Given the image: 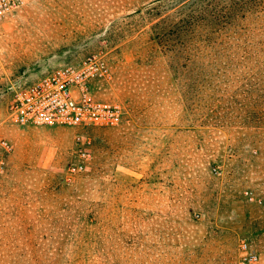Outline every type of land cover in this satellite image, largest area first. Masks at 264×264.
I'll return each instance as SVG.
<instances>
[{
    "label": "rangeland",
    "instance_id": "1",
    "mask_svg": "<svg viewBox=\"0 0 264 264\" xmlns=\"http://www.w3.org/2000/svg\"><path fill=\"white\" fill-rule=\"evenodd\" d=\"M166 2L26 0L0 21V264H242L243 243L264 264V131L207 114L233 93L161 54ZM91 61L118 126L12 123L15 89Z\"/></svg>",
    "mask_w": 264,
    "mask_h": 264
},
{
    "label": "trees",
    "instance_id": "2",
    "mask_svg": "<svg viewBox=\"0 0 264 264\" xmlns=\"http://www.w3.org/2000/svg\"><path fill=\"white\" fill-rule=\"evenodd\" d=\"M164 6L170 13H157L151 29L161 54L175 50L178 66L234 95L207 114L264 131V0H167Z\"/></svg>",
    "mask_w": 264,
    "mask_h": 264
},
{
    "label": "built area",
    "instance_id": "3",
    "mask_svg": "<svg viewBox=\"0 0 264 264\" xmlns=\"http://www.w3.org/2000/svg\"><path fill=\"white\" fill-rule=\"evenodd\" d=\"M26 0H0V21L20 11ZM104 66L91 61L64 65L38 75L15 89L9 107L10 120L22 127L71 126L106 128L123 120L120 105L96 99L90 83L103 74ZM8 148L7 142L3 143ZM242 264H256L257 256L248 244L241 245Z\"/></svg>",
    "mask_w": 264,
    "mask_h": 264
}]
</instances>
